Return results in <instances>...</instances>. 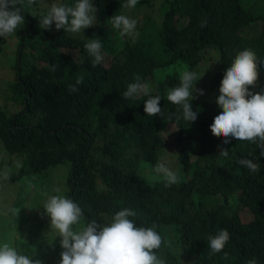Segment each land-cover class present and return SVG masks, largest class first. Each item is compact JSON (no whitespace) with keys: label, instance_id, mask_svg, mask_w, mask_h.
<instances>
[{"label":"trees","instance_id":"1","mask_svg":"<svg viewBox=\"0 0 264 264\" xmlns=\"http://www.w3.org/2000/svg\"><path fill=\"white\" fill-rule=\"evenodd\" d=\"M50 1L56 0L15 4L25 22L14 48L11 104L0 108V143L19 163L8 182L34 183L49 167L68 162L64 195L84 210L83 224L107 223L130 208L138 226L156 225L163 243L154 251L166 264H247L252 258L264 264V158L256 143L233 139L223 145L225 138L210 127L220 111L222 80L238 53L252 49L264 61V14L255 15L257 4L162 0L152 19L145 13L157 0H139L140 34L114 40L120 30L109 18L124 12L125 0H94L97 18L86 38L36 26L32 11ZM10 37H0V53ZM93 37L103 42L104 53L95 66L84 48L85 39ZM184 71L202 76L197 83L211 92L191 100L194 111L202 110L195 122L185 121L182 108L167 100V90L179 84ZM258 72L257 84L264 89V62ZM137 74L151 86L149 95L162 96L161 114L144 113L145 95L122 96ZM80 76L85 81L73 93L69 85ZM221 146L229 149L227 158L219 155ZM241 158L253 159L261 169L251 172L238 163ZM158 162L177 170V183L166 186L153 170ZM12 222L4 220L9 230ZM220 229H227L230 239L213 253L208 237ZM60 239L42 258L51 255L60 264ZM27 240L43 241L34 233L16 246L33 257Z\"/></svg>","mask_w":264,"mask_h":264},{"label":"clouds","instance_id":"2","mask_svg":"<svg viewBox=\"0 0 264 264\" xmlns=\"http://www.w3.org/2000/svg\"><path fill=\"white\" fill-rule=\"evenodd\" d=\"M126 6L135 7L139 0H125ZM16 0H0V37L16 33L25 20L21 9L15 6ZM98 9L94 0H75L69 5L57 0L52 3L46 14L40 17L39 26L43 30L63 29L65 32L81 34L94 25ZM112 28L121 34L138 35L137 20L127 15H113ZM84 48L94 58L93 66L104 60L103 42L98 37L85 39ZM264 61L257 57L252 49H244L238 53L234 62L227 68L222 80L220 95L217 99L220 111L210 125L213 133L222 135L223 145L233 139L249 141L258 146L259 156L264 158V89L254 92L252 89L259 76L258 64ZM56 70V65L51 66ZM202 76L194 71H184L179 84L167 90V100L182 108L183 119L195 122L202 110L194 111L191 100L207 94V89L197 88L196 84ZM85 81L80 76L75 84L69 85L71 92L79 90ZM151 86L137 74L135 81L127 85L122 96L135 100L145 95L143 110L148 116L161 114L160 94L149 95ZM229 149L221 146L219 155L227 158ZM241 166L256 173L261 169L253 159L241 158ZM154 172L162 176L166 186L178 181V175L166 162H158ZM49 196L44 205V214L49 218L50 226L57 230L60 237V264H166L154 250L159 249L163 238L153 224L149 227L138 226L133 219L136 212L130 208L117 211L107 223L91 220L86 225L84 210L72 198L59 194ZM79 225V228L74 226ZM230 239L227 229H220L215 235L208 237V247L213 253L224 249ZM0 264H41V261L22 254L8 243H0ZM247 264H258L256 258L249 259Z\"/></svg>","mask_w":264,"mask_h":264},{"label":"rangeland","instance_id":"3","mask_svg":"<svg viewBox=\"0 0 264 264\" xmlns=\"http://www.w3.org/2000/svg\"><path fill=\"white\" fill-rule=\"evenodd\" d=\"M260 1V2H259ZM247 0L248 5L255 3L254 13L256 16L264 14V3L261 1L264 0ZM51 3L48 5H44L43 7L32 11V16L36 23V26H39L40 17L46 14L52 3L56 1H50ZM62 2L67 3L69 5H74L75 0H63ZM162 0H157L155 2V6L153 8V12L147 10L145 14L152 15V19L157 18L159 15V5ZM154 3V0H152ZM124 12L122 14L127 15L133 19L138 21L141 19V14H136V6L128 7L124 6ZM261 25V22L257 23ZM144 25H151L146 24ZM94 26V25H93ZM93 26L85 29L81 34H74L65 32L63 29L56 30L53 25L51 30H47L48 32H60L64 34H70L76 37H89V34H92L90 29H93ZM137 27L141 26L137 25ZM146 27V26H144ZM151 27V26H149ZM155 28V27H154ZM23 29V25L17 29L16 33L9 34V42L4 47V52L0 53V108L6 109V105H10L9 102V92H7L8 84L12 82L14 79L13 71L11 70L13 63L15 62L14 54L16 52L15 46L17 47V39L20 36V33ZM41 29V28H40ZM140 29L137 30L138 35L140 34ZM43 30V29H41ZM88 31H90L88 33ZM256 33H258V26L255 28ZM112 32H109L111 35ZM251 35V33H247ZM118 36L111 37L114 40H118L122 38V34L118 32ZM133 35V34H132ZM136 35H134L135 38ZM76 57V54H72ZM213 55H215L213 53ZM214 60V59H213ZM262 79L260 75L256 81V84L253 88L254 91H261V87L259 86V81ZM206 83V81H205ZM204 83V84H205ZM197 88L207 89V95H211L210 90L208 91V87L201 86V84H196ZM157 88V87H156ZM159 89V86H158ZM167 89V88H166ZM162 91V90H161ZM18 159L15 157L9 156L8 153L4 150L2 144L0 143V243H8L16 248L19 247V244L23 240H26V237L32 236L34 233L37 236V239L40 238L43 241V245L37 241L32 245L28 240V244L30 245V251L34 260H39L42 263L48 264H58V262L54 261L52 256L49 255L47 258H42L43 255H47L50 251L59 247L58 241L60 237L58 236L57 230L50 226L49 218L44 214V205L48 200L49 196L58 194L55 192L56 188H60L61 192L59 194L64 195L66 189V179L69 172L70 165L68 162H62L58 165L49 167L44 173L38 175L37 179L34 183L25 182L23 180L14 179L12 182H8V178L11 177L14 173H16V167L19 164ZM173 163V161H172ZM174 164V163H173ZM176 171V169H173ZM13 218V222L10 224L9 228L4 224V220ZM247 220L251 219V215L246 216ZM4 226V227H3ZM25 234V235H23ZM22 237H25L22 238ZM25 243V242H24ZM17 249V248H16ZM60 257V255H59ZM53 260V261H52ZM52 262V263H51Z\"/></svg>","mask_w":264,"mask_h":264},{"label":"bare ground","instance_id":"4","mask_svg":"<svg viewBox=\"0 0 264 264\" xmlns=\"http://www.w3.org/2000/svg\"><path fill=\"white\" fill-rule=\"evenodd\" d=\"M4 227V226H3Z\"/></svg>","mask_w":264,"mask_h":264}]
</instances>
